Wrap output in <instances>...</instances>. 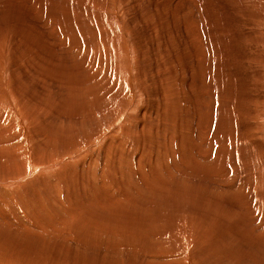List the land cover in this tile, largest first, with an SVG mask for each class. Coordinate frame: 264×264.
Segmentation results:
<instances>
[{
	"label": "rangeland",
	"instance_id": "rangeland-1",
	"mask_svg": "<svg viewBox=\"0 0 264 264\" xmlns=\"http://www.w3.org/2000/svg\"><path fill=\"white\" fill-rule=\"evenodd\" d=\"M67 3L74 6L68 7ZM0 36V55L4 57L0 59V154L5 157L0 163V253L7 254L4 261L216 264V254L204 246L210 241L215 250L231 247L228 256L223 254L222 264H264V0H0ZM73 36L79 37L80 49L72 43ZM102 43L105 47H100ZM84 78L93 80L94 87L105 85L109 91L114 90L109 98L91 91L88 100L97 103L102 99L108 104L102 113L121 107L112 127L103 129L101 139L94 138L100 132L98 125L103 124L100 117L87 123L79 134L57 133L88 114L79 106L85 101L66 93L68 88L80 87ZM13 91L20 94V100ZM118 92L123 94L119 102ZM169 93L174 95L168 96ZM165 100L174 104L177 111L175 132L164 127ZM21 102L25 107L38 108L32 106L29 110ZM151 120L155 123L150 129L153 140L143 130ZM130 130L138 133L141 144L127 145L129 153L120 159L115 153L126 142L118 139ZM225 133L230 139L224 142ZM173 134L175 138H171ZM182 141L189 144L188 149L194 154L196 150L200 152L192 156L196 161L190 155L182 156ZM166 143L169 154L165 157L161 151ZM12 144L16 147L11 148ZM71 144L74 146L68 148ZM64 148L70 149V155L57 153ZM145 151L148 159L142 162V168L156 171L167 163L170 169L153 176L171 181V223L166 229H171V236L179 237L181 242L170 238L167 242L172 248L183 244L187 237L194 241L192 249H172L171 257L160 248L163 238L161 241L157 235L148 246H140L131 238L125 243L121 231L109 232L112 225L107 220L92 217L102 226L91 222L93 213L101 218L108 216L109 204L88 199L94 186L107 183L105 163L124 159L138 170L136 157ZM42 154L43 160L46 156L49 160L51 156H65L66 159L60 158L65 165L50 168L45 175L36 174L34 181L20 178L30 184L29 196H23L24 189L4 185L24 172L28 163L37 161H30L29 156H36L40 163ZM10 159L15 160L16 166L5 168ZM205 163L211 167L204 168ZM118 168L120 172L128 170L125 166ZM70 172L76 175V185L79 183L86 193L85 202L78 207L69 204L75 202L73 196L69 203L65 200L72 191H56L59 181L68 183L65 180ZM139 180L143 181L140 177ZM147 182L148 188L154 181L148 178ZM51 188L64 202L55 203L61 212H52V204L45 203L54 197ZM119 192L114 190L113 195L119 197ZM29 201L33 202L32 207ZM125 201H114L112 211L131 214L132 208ZM81 211L85 213L77 214ZM41 243L58 250L48 245L39 246L42 251L33 250ZM151 245L154 248L148 249Z\"/></svg>",
	"mask_w": 264,
	"mask_h": 264
},
{
	"label": "bare ground",
	"instance_id": "bare-ground-1",
	"mask_svg": "<svg viewBox=\"0 0 264 264\" xmlns=\"http://www.w3.org/2000/svg\"><path fill=\"white\" fill-rule=\"evenodd\" d=\"M60 1H62V0H60ZM78 1V0H77ZM94 1H96V0H94ZM66 2V1H65ZM80 2V1H79ZM78 2V3H79ZM78 3H76V4H78ZM81 3V2H80ZM79 3V4H80ZM102 3V2H101ZM64 4V3H63ZM69 6L68 7H70V5H72V4H69V3H67ZM94 4V3H93ZM95 5V4H94ZM66 5H64V7H65ZM72 6H74V5H72ZM71 6V7H72ZM80 6V5H79ZM102 6V5H101ZM76 7V6H75ZM101 8V7H100ZM70 9H72V8H70ZM76 9V8H75ZM60 10V9H59ZM74 11V10H73ZM39 12H40V10H39ZM38 14H40V13H38ZM40 19V18H39ZM260 21V20H259ZM101 22V21H100ZM154 24V23H153ZM100 27V26H99ZM251 29V28H250ZM249 30V29H248ZM250 32V31H249ZM90 34V33H89ZM91 35V34H90ZM97 36V35H96ZM1 37V36H0ZM3 37V36H2ZM74 37V36H73ZM75 38V40H73L72 41V43L73 44H75V45H77V47H78V44H79V41H78V38L79 37H77V36H75L74 37ZM253 38V37H252ZM58 42L59 43H61L59 40H58ZM62 44V43H61ZM200 44V43H199ZM80 45H81V43H80ZM105 44L104 43H102L101 45H100V47H105L104 46ZM110 45V44H109ZM60 46V45H59ZM112 46H115V45H112ZM79 49H80V47H78ZM77 48V49H78ZM78 49V50H79ZM84 49H85V46H84ZM97 49V48H96ZM109 49V48H108ZM113 49H114V47H113ZM88 54H89V52H90V50L88 51V49L87 50H85ZM82 52V51H81ZM113 52V51H112ZM83 53V52H82ZM94 53V55H96L97 54V50L96 51H94L93 52ZM0 54H2V53H0ZM79 54V53H78ZM86 54V53H85ZM112 54V53H111ZM117 54V53H116ZM6 55V54H5ZM80 56H82V55H80ZM86 56V58H87V54L85 55ZM93 56V55H92ZM112 56V55H111ZM83 57V56H82ZM117 57V56H116ZM240 57V56H239ZM2 58H4V57H2V55H0V59L2 60ZM85 58V57H84ZM94 60H95V57L93 58ZM252 59V58H251ZM98 60H100V59H98ZM97 60V61H98ZM83 61V60H82ZM112 61V60H111ZM1 62V61H0ZM82 63V62H81ZM78 65V64H77ZM205 67V66H204ZM111 69H113V66H112V68ZM233 70V69H232ZM47 71V70H46ZM12 72V71H11ZM48 73V72H47ZM112 75V74H111ZM32 76V75H31ZM101 76V75H100ZM232 77V76H231ZM44 78V77H43ZM59 78V77H58ZM93 79V78H92ZM95 79V78H94ZM34 80V79H33ZM46 81V80H45ZM224 82V81H223ZM80 83V82H79ZM124 83V82H123ZM22 84V83H21ZM24 84V83H23ZM232 85H233V83H232ZM95 85H94V81L93 80H91V79H85L84 78V80H83V82H82V85L80 86V87H78V88H76V89H74L75 91H78L77 93L73 90V88H71L70 90H69V88L67 89V95L69 96V94H70V96L72 97V98H74V99H76L77 97L78 98H80L81 100H83V101H85V102H83V103H80L79 102V106L80 107H83V108H85L86 109V111H88V114H86L85 113V115H84V117L81 119V120H79V121H77L76 122V120H75V122H74V124H76V125H72V126H68V127H70V128H67V129H60V130H58L57 131V133H61V132H67V133H77V134H79V133H81L82 132V129L81 128H84V126H86V124L87 123H90V122H92V120H97L99 117H100V119H101V121H103V124H99L98 126H99V130H100V132H99V134L97 135V136H95L94 138H102L103 137V129H105V131H107L108 129H107V127H109V125L111 126V124H112V122H114V120L116 119V117H117V115H119V113H120V111H121V107H116V109L115 110H113V111H107V113H102L103 112V109L106 107V105H108L105 101H103L102 99H99L98 101H97V103H95V101L92 99L91 101L90 100H88V98H89V96L91 95V91L92 90H94L95 92H94V94H97V93H99V92H102L105 96H109V95H111L112 93H114V90H111V91H109V89H107L106 87H105V85H100V86H96V87H94ZM115 86V85H114ZM220 86V85H219ZM70 87V86H69ZM22 88V87H21ZM20 88V89H21ZM225 88V87H224ZM223 88V89H224ZM228 88V87H227ZM229 88H230V86H229ZM15 89V88H14ZM204 89V88H203ZM231 89V88H230ZM4 90V89H3ZM19 90V89H18ZM6 91V90H5ZM109 91V92H108ZM2 92V90H0V93ZM13 92H16V91H13ZM20 92V91H19ZM18 92H16V95L18 96H20V94H17ZM63 93V91H61V93L60 94H62ZM119 94H118V96H117V98H118V102L120 101V100H122V96H123V94L122 93H120V92H118ZM143 94V93H142ZM170 94V93H169ZM1 95L3 96V94L1 93ZM15 95V94H14ZM15 95V96H16ZM127 95V94H126ZM168 95V94H167ZM174 95V94H173ZM172 95V96H173ZM201 95V94H200ZM203 95V94H202ZM207 95V94H206ZM16 96V97H17ZM19 96H18V98H19ZM22 96V95H21ZM103 96V95H102ZM168 96H171V94L170 95H168ZM171 96V97H172ZM167 97V96H166ZM203 97V96H202ZM21 98H23V97H21ZM109 98V97H108ZM208 98V97H207ZM224 98V97H223ZM24 99V98H23ZM61 99V98H60ZM111 99H112V97H111ZM124 99V98H123ZM18 100H20V98L18 99ZM114 100H115V98H114ZM206 100V99H205ZM22 102H23V100H21ZM75 101V100H74ZM116 101V103L118 104V102ZM166 101V100H165ZM168 101V102H167ZM166 101V107H167V105L170 107V108H166L165 107V112H166V114H165V122H164V127H166V128H170L171 129V131L172 132H175L176 130H175V128H174V123H175V120H176V117H177V111H175V107H173L174 106V104L173 105H170V103H169V100H167ZM14 102V101H13ZM20 101H18V103H19ZM20 103L21 105H23V107H25L24 106V103ZM171 102H173L172 100H171ZM76 103V102H75ZM168 103V104H167ZM221 103V102H220ZM36 104H39V103H36ZM35 104V105H36ZM112 104V103H111ZM2 105V104H1ZM32 105V104H31ZM33 106V105H32ZM31 106V107H32ZM37 106V105H36ZM38 106H40V104L38 105ZM111 106V105H110ZM112 106H114L113 104H112ZM164 106H165V104H164ZM27 107V106H26ZM25 107V108H26ZM31 107L29 106V107H27V108H29V110H31ZM42 107V106H41ZM115 107V106H114ZM178 107V106H177ZM37 109L38 107H34L33 106V108L32 109ZM172 108V109H171ZM26 110V109H25ZM71 110V109H70ZM28 110H26V112H27ZM47 111V110H46ZM59 111H60V109H59ZM78 111V110H77ZM170 113H169V112ZM90 112V113H89ZM102 113V114H101ZM109 113V114H108ZM27 114V113H26ZM31 115H32V113H30ZM46 114V113H45ZM49 114V113H48ZM73 115H75V114H73ZM13 116V118H15V116L14 115H12ZM79 116V115H78ZM30 117V116H29ZM28 117V118H29ZM39 117V116H38ZM71 117H73V116H71ZM82 116H80V118H81ZM102 117L103 118H105V119H102ZM111 117V119L110 120H108V118H110ZM12 118V119H13ZM33 118H35V117H33ZM69 118V117H68ZM32 119V118H31ZM67 119V118H66ZM65 119V120H66ZM75 119H76V116H75ZM34 120V119H33ZM68 120V119H67ZM71 120H72V118H71ZM127 120V119H126ZM55 121V120H54ZM69 121H70V119H69ZM171 121H172V124H171ZM32 122V121H31ZM66 122V121H65ZM64 122V123H65ZM68 122V121H67ZM73 122V121H72ZM129 122V121H128ZM57 123V122H56ZM68 123H70V122H68ZM153 122H152V120L150 121V122H146L145 124H144V127H143V130L144 131H146L147 132V134H148V138L150 139V140H153V138H152V135H151V133H150V129H151V127L155 124H152ZM7 124V123H6ZM50 124V123H49ZM129 124H131V123H129ZM128 124V125H129ZM70 125V124H69ZM120 125V124H119ZM123 125V124H122ZM34 126V125H33ZM67 126V125H66ZM2 127V126H1ZM112 127V126H111ZM121 127V126H120ZM129 127V126H128ZM8 128V127H7ZM38 128V127H37ZM36 128V130H38ZM52 128V127H51ZM56 128V127H55ZM119 128V127H118ZM117 128V129H118ZM130 128V127H129ZM132 128V127H131ZM130 128V129H131ZM2 129V128H1ZM26 129V128H25ZM50 129V128H49ZM53 129V128H52ZM116 129V128H115ZM121 129V128H120ZM122 129H123V126H122ZM6 130L7 129H5V131L4 132H6ZM41 130V129H40ZM55 130V129H54ZM119 130V129H118ZM1 131V130H0ZM8 131V130H7ZM29 131H30V129H29ZM46 131V129L44 130V132ZM126 131V130H125ZM225 131V130H224ZM1 132H3V129H2V131ZM37 132H39V130L37 131ZM41 132H42V130H41ZM54 132V131H53ZM109 132V131H108ZM112 132V131H111ZM115 132V131H114ZM113 132V133H114ZM8 133V132H7ZM7 133H6V135H7ZM23 133V132H22ZM43 133V132H42ZM45 133H47V132H45ZM103 133V134H102ZM123 133V132H122ZM125 133V132H124ZM204 132H203V129H202V134H203ZM5 134V133H4ZM12 134V133H11ZM11 134H9V136L11 135ZM16 133H14V135L13 136H16L15 135ZM50 134H51V132H50ZM55 134V133H54ZM63 134V133H62ZM106 134H108V133H106ZM226 134V133H225ZM225 134H224V136H225ZM2 135V134H1ZM19 135V134H18ZM31 135V134H30ZM33 135V134H32ZM38 135V134H37ZM58 135V134H57ZM68 135V134H67ZM66 135V136H67ZM112 136H113V134H111ZM115 135V134H114ZM4 136V135H3ZM8 136V135H7ZM50 136V135H49ZM73 137H74V135H72ZM2 137V136H1ZM12 137V136H11ZM17 137V136H16ZM62 137V136H61ZM69 138H70V136H68ZM108 137V136H107ZM116 137V136H115ZM220 137V136H219ZM27 138V137H26ZM50 138H52L51 136H50ZM74 138H77V137H74ZM171 138H175V134H173V135H171ZM220 138H222V137H220ZM228 138V140L230 139V135H228L227 136V134H226V136H225V138H223V139H225L224 140V142L226 141V139ZM35 139V138H34ZM64 139V138H63ZM108 139V138H107ZM106 139V140H107ZM10 140H13V138H11ZM50 140V139H49ZM53 140H54V138H53ZM56 140V139H55ZM54 140V141H55ZM70 140V139H69ZM73 140V139H72ZM115 140H116V138H115ZM121 140V142L123 141V142H126V143H121V146H120V148L116 151V153L115 154H117V156H119L120 157V159L121 158H125L126 157V155L129 153H127L126 152V147H127V145H133V144H141V142H140V139H139V136H138V133L136 132V133H134V132H132V130H130L128 133H126L124 136H122V137H120L119 139H118V141H120ZM227 140V141H228ZM6 141V140H5ZM7 141H9V140H7ZM6 141V142H7ZM15 141V140H14ZM13 141V142H14ZM88 141H90V140H88ZM95 141V140H94ZM109 141V140H108ZM167 141V140H166ZM223 141V140H222ZM11 142V141H10ZM17 141H15V143H16ZM59 142V141H58ZM66 142V141H65ZM87 142V141H86ZM113 142V141H112ZM117 142V141H116ZM170 143H171V141H169ZM84 143V142H83ZM93 143V142H92ZM114 143V142H113ZM169 143V144H170ZM6 144V143H5ZM68 144H69V142H68ZM106 144V143H105ZM108 144V143H107ZM118 144H120L119 142H118ZM10 145H11V143H10ZM12 145H14V144H12ZM17 145V147H20V143H18V144H16ZM23 145V144H22ZM40 145V144H39ZM63 145H64V142H63ZM73 144H71V145H69V146H67L68 148H70V146H72ZM78 144H76L75 146H77ZM79 145H81V144H79ZM78 145V146H79ZM86 145V144H85ZM88 146H89V144H87ZM109 145V144H108ZM113 145V144H112ZM112 145H111V147H112ZM57 146H59V145H57ZM74 146V145H73ZM77 146V147H78ZM115 146V145H114ZM189 144H187V143H184L183 141L181 142V153H182V156H187V155H190V159H193L194 161H196L197 160V158H193L192 156H194V155H198L200 152L199 151H197L196 150V152H197V154H194L193 153V151H190V150H192L191 148H190V150L188 149L189 147ZM8 147H9V145H8ZM11 148L13 147V148H15L16 146L14 145V146H10ZM9 147V148H10ZM24 147V146H23ZM23 147H21V148H23ZM33 147V146H32ZM39 147V146H38ZM81 147V146H80ZM105 147V146H104ZM169 145H168V143H166V144H164L163 146H162V151H161V155H163V156H167L168 154H169ZM4 148H6V146L4 147ZM68 148H64V149H61L59 152H57V153H59L60 155H61V152H63V154L65 153V152H67V154L68 155H70V152L68 151V150H70V149H68ZM82 148V147H81ZM115 147H112V150L114 149ZM1 150H3L2 148H0ZM36 149V148H35ZM59 149V148H58ZM73 149V148H72ZM194 149V148H193ZM16 150H19V149H17L16 148ZM56 150V149H55ZM128 150V149H127ZM182 150H183V152H184V154H183V152H182ZM207 150H208V148H207ZM7 151V150H6ZM33 151V150H32ZM39 151H41V150H39ZM45 151H46V149H45ZM79 151V150H78ZM81 151V150H80ZM90 151V150H89ZM108 151V150H107ZM209 151H210V149H209ZM8 152V151H7ZM19 152V151H18ZM51 152V151H50ZM56 152V151H55ZM72 152H75V151H72ZM82 152V151H81ZM91 152V151H90ZM211 152V151H210ZM224 152L225 153H227L228 154V151H222V154H224ZM4 154L6 153V152H3ZM9 153L10 154H12V155H14V156H16L15 155V153L13 152L12 153V151L10 152L9 151ZM40 153V152H39ZM53 153V152H52ZM101 153V152H100ZM110 153H111V151H110ZM124 153V154H123ZM168 153V154H167ZM44 154H46V152L44 153ZM44 154H42L43 156H40L41 158H42V160L40 159V163L38 162L39 160H38V158H36V156H29V158L31 159L30 161H32V160H37L36 162L35 161H32L30 164L28 163V165H29V167H26L27 169H25L24 170V172H20V173H18V175H16V177L15 178H11V179H13V180H11V181H8V182H6V183H4V185H6V186H16V187H19V189H24L23 191H22V194H23V196H29L30 195V193L32 194V192H31V189H30V184H24V182L22 181V180H24V179H31V180H33L34 181V179H33V177L37 174V176H38V174H39V176L40 175H45L44 173L46 172V170H49L50 168H55V167H57V166H59L60 164H62V161L60 160V158L62 157H64L65 159H66V157L65 156H60V158L58 157V156H51V159L49 160V159H47L48 158V156H46V160H43L45 157H44ZM62 154V155H63ZM97 154H98V152H97ZM112 154V153H111ZM110 154V155H111ZM123 154V155H122ZM31 155V154H30ZM41 155V154H40ZM56 155V154H55ZM66 155V154H65ZM103 155V154H102ZM101 155V156H102ZM113 155V154H112ZM37 156H38V150H37ZM73 156H74V154H73ZM95 156V155H94ZM99 156V155H98ZM108 156V155H107ZM226 156V155H225ZM33 157H35V158H33ZM72 157V156H71ZM75 157V156H74ZM104 157V156H103ZM111 158H112V156H110ZM5 157H2L1 156V154H0V163L2 164L3 163V159H4ZM12 158H13V156H12ZM61 158V159H62ZM110 158V159H111ZM115 158H117V157H115ZM135 158V157H134ZM8 159V158H7ZM26 159V158H25ZM24 159V160H25ZM67 159H69V158H67ZM104 159V158H103ZM102 159V160H103ZM109 159V160H110ZM113 159V158H112ZM146 159H148V155H147V151H145V152H143V153H140V156H138V157H136V161L138 162V164H137V168H138V170H136L135 169V166H133V163H128L127 161H125L124 159L123 160H121L120 161V163H113V161H112V163L111 164H107V162L105 163V165H104V167L105 168H103V169H107V171H106V177H107V183H106V185H102V186H100V187H96V186H94L93 187V192L91 193V194H89L88 195V199H97V200H102L104 203H107V204H109V206H108V208H107V212H108V216L107 217H104V218H101V217H99L97 214H95V213H93L92 215H91V222H92V224L93 225H98V226H102L103 225V223L102 222H100V221H98V220H94L93 218H96V219H99V220H107V224H111L112 225V229L109 231V232H113V231H121V232H123L124 233V235H125V239H124V241H125V243H126V241H128L129 240V238H131L132 240H135V242L136 241H139V242H137V243H135L134 242V244H139L140 246H143L144 244L145 245H147V244H150V243H152L153 241H152V239L154 240L155 238V236L157 235L158 237H156V238H158V239H161V241H162V238H163V241H162V243L160 244L161 245V249L164 251V253L167 255V256H169V257H171V250L172 249H176L177 251H179V250H182V249H192V247H193V245H191L194 241L193 240H191V237H187L186 238V241H184V243L183 244H181L180 246H178V247H176V246H173L172 248H171V242H167V239L168 238H170V239H172L173 241H175L176 243H179L180 244V242H181V239L179 238V237H172L171 236V229L169 230V231H167V227L170 225L169 223H171V206H170V204H169V199H170V197H171V189H170V184H171V181L170 180H166V178L164 179V178H160V179H155L153 176H161L160 174H161V171H162V169L164 170H166V171H170V169H169V165L167 164V163H164L163 164V166L160 168V169H158V170H156V171H150V170H147V169H144V168H142L141 167V164H142V162L143 161H145ZM13 160V159H12ZM18 160V159H17ZM71 160V159H70ZM116 160V159H115ZM15 161V160H14ZM14 161H11V159H10V162L9 161H7V163H8V165L7 164H4V167L6 168V167H14V166H16V162H14ZM66 161V160H65ZM111 161V160H110ZM26 161H24V165L26 164L25 163ZM68 162V161H67ZM132 162V161H131ZM6 163V162H5ZM21 163V162H20ZM65 163V162H64ZM200 163V162H199ZM0 164V165H1ZM17 164H18V162H17ZM71 164V162L69 163V166H71L70 165ZM135 164V163H134ZM63 165V164H62ZM65 165V164H64ZM63 165V166H64ZM103 165V164H102ZM116 165H118V166H116ZM204 165V168H208V167H211V164L210 163H205V164H203ZM20 166V165H19ZM122 167V166H125V167H127L128 168V170H126V171H124V172H120L119 171V168L118 167ZM199 166V165H198ZM21 168H22V166H21ZM39 168V170L37 171L36 169H38ZM72 168V167H71ZM102 168V167H101ZM129 168H131V169H129ZM196 168H197V166L194 168L195 170H196ZM199 168V167H198ZM2 169V168H1ZM4 169V168H3ZM17 169V168H16ZM22 169H24V168H22ZM67 169V168H66ZM74 169V168H73ZM10 170V169H9ZM63 170H64V168H63ZM90 170V169H89ZM121 170V169H120ZM202 170H204V169H202ZM206 171V170H205ZM2 172V171H1ZM0 172V173H1ZM56 172V171H55ZM59 172V171H58ZM64 172V171H63ZM62 172V173H63ZM90 172V171H89ZM100 172H102V171H100ZM67 173V172H66ZM88 173V172H87ZM166 173V172H165ZM56 174H58V173H56ZM70 174H71V172H70ZM94 174V172L92 173V175ZM98 174H99V172H98ZM105 174V173H104ZM13 175H14V173H13ZM55 175V174H54ZM139 175V176H138ZM63 176H64V173H63ZM74 176H76V175H74V173H72L70 176H66L67 178H66V180L65 181H67L68 180V183L65 185V183L66 182H63L62 180L61 181H59L58 183H57V186H56V191L58 192V190H61V191H72L71 192V194H66V196H65V200L69 203V201H70V196H73L74 197V199L73 200H75V202H70L69 204H72V205H76L77 207L78 206H80V205H82V203H83V201L85 202V198H86V193H85V189L83 190V189H81V187H79V183L76 185V183L74 182ZM78 176V175H77ZM89 176H91V175H89ZM88 176V177H89ZM137 176V180H135V177ZM139 177L143 180L142 182H140V180H139ZM20 178H22V180L20 179ZM24 178V179H23ZM100 178V177H99ZM148 178H150L151 180H153L154 182L153 183H151V185H149V187L147 188L146 187V184L148 185L149 184V182H147V179ZM78 179V178H77ZM84 179V178H83ZM7 180V179H6ZM79 180V179H78ZM85 180H86V178H85ZM88 180V179H87ZM49 181V180H48ZM47 181V182H48ZM57 181V180H56ZM77 181V180H76ZM84 181V180H83ZM104 181H106V180H104ZM42 182V181H41ZM86 182V181H85ZM98 182V181H97ZM101 183H102V181H100ZM49 184H50V182H48ZM87 183H89L88 181H87ZM87 183H86V185H87ZM90 183H91V181H90ZM39 184V183H38ZM43 184H45V182H43ZM52 184V183H51ZM82 184V183H81ZM84 184V183H83ZM26 185V186H25ZM36 185V184H35ZM95 185V184H94ZM38 186V185H37ZM40 186L42 187H44V185H42V184H40ZM46 186H47V183H46ZM48 186H50V187H52L51 185H48ZM90 186V185H89ZM31 187H34V182H33V185H31ZM40 187V188H41ZM49 187V188H50ZM37 188V187H36ZM39 188V187H38ZM43 189H45V187L43 188ZM52 189V188H51ZM46 190V189H45ZM53 190V193H54V189H52ZM52 190H50L51 191V193H52ZM114 190H118V191H120L119 192V195L121 196H119V197H116L115 195H113V191ZM46 191H49L48 189L46 190ZM56 191H55V193L53 194V196L54 197H52V198H49V199H47L46 201H45V203H50V204H52V206H51V210H52V212H54L55 213V211L56 212H61L60 211V209L58 208V204H55L56 202H60L61 204H63L64 202L62 201V200H59L58 198H57V195H58V193H56ZM186 192H187V188H185V190H184V192L182 193V198H183V201H185L186 200ZM43 193H44V191H43ZM66 193V192H65ZM44 194H46V193H44ZM57 194V195H56ZM48 195V194H47ZM67 196H68V198H67ZM25 198H27V197H25ZM37 199V198H36ZM126 200L125 202L127 203V205L128 206H130L131 208H132V213L131 214H127L126 212H124V211H120V212H114V211H112V209H111V206L113 205V204H116L114 201H117V200ZM28 200V199H27ZM64 200V201H65ZM87 200V199H86ZM25 202H28V201H25ZM75 203V204H74ZM208 203V202H207ZM207 203H204L205 205L207 204ZM32 204H33V202L32 201H29V204L28 205H30L31 207H32ZM209 204V203H208ZM27 205V204H26ZM210 205V204H209ZM28 207V206H27ZM85 210V209H84ZM83 213H85V211H81V212H79V213H77V214H83ZM212 214V213H211ZM202 216V215H201ZM93 217V218H92ZM201 218V217H200ZM212 218H213V215H212ZM211 219V218H210ZM209 219V220H210ZM199 220V219H198ZM204 220V219H203ZM208 220V221H209ZM206 221V220H205ZM212 221V220H211ZM83 222H86V221H81V222H79V223H83ZM199 222V221H198ZM207 222V221H206ZM41 223V222H40ZM202 223V222H201ZM213 223V222H212ZM43 224V223H42ZM41 224V225H42ZM169 224V225H168ZM52 225H55V224H52ZM187 225V224H186ZM172 226H174V225H172ZM189 226V225H188ZM171 227V226H170ZM183 228V227H182ZM169 229V228H168ZM186 229H188V228H186ZM185 229V230H186ZM192 229H190V231H191ZM206 230V229H205ZM175 231V230H174ZM188 230H186V232H187ZM204 232V231H203ZM202 232V233H203ZM181 233V232H180ZM183 233H184V231H183ZM187 233H189V232H187ZM191 233V232H190ZM194 233V232H193ZM173 234V233H172ZM205 234V233H204ZM182 235V234H181ZM186 235V234H185ZM176 236V235H175ZM199 236V235H198ZM197 236V233H196V237H198ZM201 236H202V234H201ZM181 237V236H180ZM195 237V238H196ZM151 238V239H150ZM183 238V237H182ZM185 238V237H184ZM202 238H203V236H202ZM192 239H193V237H192ZM183 240H185V239H183ZM198 240H200V239H198ZM197 240V241H198ZM204 240V239H203ZM202 240V241H203ZM203 243H204V241H203ZM43 245H48V246H50V248H53V249H55V250H58V249H56L55 247H53L51 244H48V243H41V244H38L35 248L36 249H33V250H37V251H42L43 249H42V247H39V246H43ZM148 246V245H147ZM204 246L209 250V251H212L213 253H215L216 254V264H222L223 263V254L225 253L227 256L229 255V253H230V251H231V247H229L228 249H225V248H223V247H219L217 250H215V249H213V245L210 243V241L209 242H207V243H205L204 244ZM135 247H138V246H135ZM149 247H152V248H149ZM149 247H147L148 249H153L154 247L151 245V246H149ZM147 248H145V249H142V250H146ZM196 249V248H195ZM200 249H202V248H200ZM142 250H138V251H142ZM197 250V249H196ZM25 251V250H24ZM199 251V250H198ZM53 252V251H52ZM12 253V252H11ZM25 253V252H24ZM54 253V252H53ZM33 254V253H32ZM5 255H7V254H2V253H0V264H12V263H9V262H7V261H4L5 259H2V258H4V256ZM66 257H67V255H66ZM70 258V257H69ZM10 259H12V258H10ZM14 259V258H13ZM228 261H229V259L228 258H226ZM17 262V261H16ZM201 262H205L204 260H201ZM58 264H74V263H72V262H70V261H66V260H63L62 262L60 261V262H58ZM206 264H212V263H206Z\"/></svg>",
	"mask_w": 264,
	"mask_h": 264
}]
</instances>
